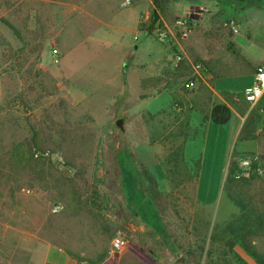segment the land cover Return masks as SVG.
Listing matches in <instances>:
<instances>
[{"label":"rangeland","instance_id":"374dc122","mask_svg":"<svg viewBox=\"0 0 264 264\" xmlns=\"http://www.w3.org/2000/svg\"><path fill=\"white\" fill-rule=\"evenodd\" d=\"M81 1L0 0V264H256L240 246L229 251L225 226L241 210L229 199L226 182L215 179L199 191L195 165L182 162L178 153L187 132L179 113L172 120H145L147 126L123 120L124 132L115 127L110 133L111 124L90 120L42 71V55L71 50L72 34L80 31L72 6ZM157 1L132 4L143 10L144 32L173 30L189 17L191 35L182 39L174 32L170 39L185 45L192 60L205 53L213 64L248 63L264 0ZM147 37L157 42L154 34L140 41ZM179 53L176 46L174 56ZM254 122L247 121V132ZM35 152L54 157L36 159ZM121 165L131 180L123 190ZM241 191L264 216V176L234 194ZM132 193L147 194L141 213L133 211ZM120 234L128 245L112 252ZM259 234L256 247L264 254V230Z\"/></svg>","mask_w":264,"mask_h":264},{"label":"crops","instance_id":"0c3cea01","mask_svg":"<svg viewBox=\"0 0 264 264\" xmlns=\"http://www.w3.org/2000/svg\"><path fill=\"white\" fill-rule=\"evenodd\" d=\"M142 1L132 0L128 8H121L120 0H82L73 5L80 14V31L72 34L71 50L60 47L57 65L51 50L42 55L40 67L79 102L90 120L101 124L121 119L141 120L147 126L145 120H172L179 113L186 120L184 161L199 162L197 189L215 179L224 184L233 156L264 155V94L256 104L244 98L257 68L264 65V14L263 25L252 28L249 43L254 49L248 51V63L226 59L213 64L207 54H200L199 61L195 57L193 61H203L205 71L195 90L185 92L180 87L192 70L186 62L175 67L174 48L189 57L186 46L173 39L140 41L149 35L141 28L143 10L137 5ZM248 120L255 122L247 132ZM137 177L145 188L143 176ZM127 182L121 165L122 190ZM143 196L130 195L137 214L147 201Z\"/></svg>","mask_w":264,"mask_h":264},{"label":"built area","instance_id":"2783aa9c","mask_svg":"<svg viewBox=\"0 0 264 264\" xmlns=\"http://www.w3.org/2000/svg\"><path fill=\"white\" fill-rule=\"evenodd\" d=\"M121 8H128L131 6V0H124L120 3ZM232 29L237 32L235 25H231ZM156 33L154 36L159 41H168L170 36H174V32L180 34L181 38H187L192 33L191 19L182 18L175 23L172 29L156 27ZM52 55L56 58L60 56V51L57 48L52 49ZM187 63L192 70L191 77L185 80L183 87L188 91H193L196 88L197 81L202 77V73L205 71L204 65L200 62L191 60L185 54H176L174 59L175 67H178L182 63ZM264 94V65L257 68L255 73V79L253 84L248 87L244 92V98L249 104H256ZM36 159L41 158H53L54 155L50 152H35ZM238 173L237 177L244 179H251L252 177H263L264 176V160L261 159L259 154H245L242 155L238 161ZM126 236L120 234L114 237L111 244L112 252H121L128 245Z\"/></svg>","mask_w":264,"mask_h":264},{"label":"trees","instance_id":"16d2710c","mask_svg":"<svg viewBox=\"0 0 264 264\" xmlns=\"http://www.w3.org/2000/svg\"><path fill=\"white\" fill-rule=\"evenodd\" d=\"M155 4L158 5V1L155 0ZM158 8V6H157ZM158 21L157 11L154 13V21L155 24ZM154 26H152L153 29ZM147 33L152 34V31H148ZM179 156L184 162L183 156V148L179 151ZM196 171L198 174L199 170V162L195 164ZM143 176L145 177L148 183L151 182L152 177L147 170L142 171ZM238 173V165L237 162L230 163L226 175V193L229 199L241 210V214L239 216H234L233 220L225 226L226 232L229 233L230 236V253L233 252V249L236 246H240L245 253L251 257L256 264H264V254L258 250L256 247V240L260 236V232L264 230V216L261 212H258L255 208H252L250 204H247V200L244 197L242 191L240 193L234 194V191L239 187H245L246 184L253 181L257 177H252L251 179H244L237 177ZM198 176V175H197ZM237 259L239 256L235 255Z\"/></svg>","mask_w":264,"mask_h":264},{"label":"water","instance_id":"95a60500","mask_svg":"<svg viewBox=\"0 0 264 264\" xmlns=\"http://www.w3.org/2000/svg\"><path fill=\"white\" fill-rule=\"evenodd\" d=\"M123 124H124V121L123 120H121V119L120 120H117L115 124H111L109 126V132L112 133L114 131L115 127L119 128L121 131L124 132V126H123Z\"/></svg>","mask_w":264,"mask_h":264}]
</instances>
